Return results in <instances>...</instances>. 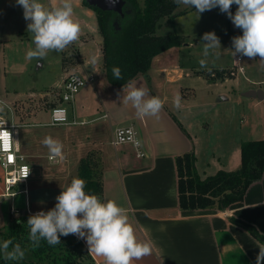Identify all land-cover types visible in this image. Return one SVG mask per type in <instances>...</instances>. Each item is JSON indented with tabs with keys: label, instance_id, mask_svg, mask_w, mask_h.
Listing matches in <instances>:
<instances>
[{
	"label": "crops",
	"instance_id": "obj_1",
	"mask_svg": "<svg viewBox=\"0 0 264 264\" xmlns=\"http://www.w3.org/2000/svg\"><path fill=\"white\" fill-rule=\"evenodd\" d=\"M79 1L80 7L73 8L77 11L73 17L83 20L87 26L90 24L89 28L97 33L92 44L80 45V50L87 55L85 64L98 55L85 52L98 47L102 53V35L95 11ZM54 3L50 8L58 7L61 0H54ZM5 15L0 16V42L6 38L1 33L11 31V22L13 24L17 14ZM17 18L21 23L12 31L18 38L25 34V29L21 28L29 22L22 13ZM198 36L155 55L147 72L131 80L138 87H145L150 97L162 100L163 108L157 116L140 119L131 103L122 102L124 86L112 85L106 72H97L96 76L85 67V72L95 79L86 82L69 105L71 117L76 120L71 125L76 126L58 141L67 145L68 148L62 144L63 154L65 152L70 165L58 174L48 172L38 176L40 142L32 138L33 132L29 128L23 130V136L18 129V125L25 124L24 120L27 122L24 126H30L27 118L37 113V101L33 104L22 100L29 108L25 117L22 115L23 122L17 124L20 115L11 108L15 98L9 100L4 86L0 94L1 105L11 108V121L17 124L19 148L33 172L25 184L15 186L14 194L7 195L0 166V228L7 225L12 216L52 209L56 200L31 201L29 191L27 193L23 187L30 190L41 185L67 186L69 177H73L72 171L76 173L77 161L95 151L101 169L102 192L98 197L102 201L114 200L126 209L137 238L152 245L151 253L133 264H256L258 247L264 244L229 217L251 222L264 233V172L260 179L250 183L242 200L227 207L185 209L178 202L176 155L194 150L195 165L204 177L219 169L238 168L241 142L264 139V87L260 85L264 84V79L254 68V64L259 65L260 58L253 61L242 57L240 64L245 71L232 77L224 71L234 66L236 59L230 56V50L221 47L217 50L219 59L209 56L207 69H200L198 61L204 57ZM82 64L78 63L76 68L80 69ZM216 72L223 75L218 77ZM196 89L206 91L204 98L198 97ZM251 89L262 90L263 96L247 93ZM177 95L180 97L179 108L174 106ZM46 111L49 112V108ZM119 125L135 128L139 147L131 142L112 145L111 139ZM81 241L88 249L86 241ZM91 256L96 264H105L103 257Z\"/></svg>",
	"mask_w": 264,
	"mask_h": 264
},
{
	"label": "clouds",
	"instance_id": "obj_2",
	"mask_svg": "<svg viewBox=\"0 0 264 264\" xmlns=\"http://www.w3.org/2000/svg\"><path fill=\"white\" fill-rule=\"evenodd\" d=\"M109 2L114 4L118 0ZM174 3L194 8L198 14L219 8L243 33L232 38L233 57L239 55L252 60L259 57L260 63L264 64V0H174ZM16 4L23 8L24 19L29 22L26 30L35 46L27 51L26 60H44L49 51L61 52L79 39L81 28L73 19L72 0H61L59 7L47 9L40 0H16ZM233 5L237 6L235 14L231 11ZM201 44L204 58L198 64L200 69H207L209 56L219 59L220 38L215 32H206ZM112 73L116 80L123 79L119 67H113ZM123 93V104L131 103L140 119L157 116L163 108L159 97H150L145 87H138L134 82L124 85ZM174 106L180 107L178 95L174 97ZM4 107L6 105L0 106V111ZM118 132L120 140L114 142L117 146L123 139V130ZM5 135L11 136L4 130L0 132V139ZM129 139H132L131 135ZM42 143L49 151V159L62 157L60 141L47 136ZM134 143L139 147L140 141ZM61 189L52 209L39 211L27 220L28 238L34 248L39 247L42 240L55 246L61 243V236L76 235L86 241L89 254L103 257L105 264H133L151 253V243L137 238L126 209L114 200L102 201L97 195L86 193L85 181L80 178H73ZM258 248L256 264H264V245ZM0 254L5 260L15 261L23 259L25 252L19 243L13 245L12 240H5L0 242Z\"/></svg>",
	"mask_w": 264,
	"mask_h": 264
},
{
	"label": "trees",
	"instance_id": "obj_3",
	"mask_svg": "<svg viewBox=\"0 0 264 264\" xmlns=\"http://www.w3.org/2000/svg\"><path fill=\"white\" fill-rule=\"evenodd\" d=\"M121 10L105 9L83 0V4L95 11L97 25L102 35L101 50L103 69L112 85L124 86L140 73H146L152 58L170 46L178 45L181 34L170 31L159 33L165 21L176 15L174 0H122ZM113 67L121 69L123 79L116 80ZM230 74V70L224 71ZM218 77L223 74L216 72ZM59 95V93H58ZM58 103V101H57ZM56 104V103H54ZM194 150L175 156L177 167L178 202L181 208H206L217 205L224 208L243 199L252 181L260 179L264 172V139H248L241 142V165L236 169H219L202 177L195 165ZM98 155L90 151L82 156L77 166V177L85 181L88 194L102 192ZM35 213L24 212L10 217L7 226L0 228V242L12 240L19 243L25 255L21 260H5L0 254V264H96L86 245L75 235L61 236V243L49 246L42 240L34 248L29 240L27 220ZM229 220L241 225L264 244V233L256 225L235 216ZM10 245L9 250H11Z\"/></svg>",
	"mask_w": 264,
	"mask_h": 264
},
{
	"label": "rangeland",
	"instance_id": "obj_4",
	"mask_svg": "<svg viewBox=\"0 0 264 264\" xmlns=\"http://www.w3.org/2000/svg\"><path fill=\"white\" fill-rule=\"evenodd\" d=\"M142 1L143 0H140V2ZM40 2L46 9L55 4L54 0H40ZM72 3L73 8L80 7L77 0H72ZM79 4L84 7H88L83 4V0H80ZM59 6L60 4L58 7ZM73 10V13L77 12L75 9ZM236 10L237 6L233 5L231 9L233 14H235ZM176 11L174 19L172 21H165L159 28V33H169L170 31H174L182 34L180 43L178 44L180 45L181 42L189 41L192 36L199 35L198 37L201 40L206 32H215L220 38L221 47H223V49L230 50V56H232L231 51H234L232 48V38L236 36L237 31L239 32L238 36L243 33L240 29L234 26L226 13H221L219 8H215L202 14H198L196 13V9L184 5H177ZM14 13L17 15L16 18L14 17L16 20H14L13 24L11 22V31L1 33L6 38L3 42H0V94L3 92L2 90L5 86L4 92L8 94L7 96L9 100L15 98L11 103V108L15 113L20 115L18 117L19 120H16L17 124L23 122L25 119L23 116L29 108V105L27 103L24 105L23 101L31 103H36L37 101V113L32 114L30 118H27V121L30 122L29 125L33 127L24 126L27 123L24 120V125H18L20 135L23 136V130L29 128L28 130L33 132L32 138L37 139L38 142H40V147H38V159L40 161V165L38 170H36L38 176L41 177L42 175H46L48 172H55L58 174L60 170L61 172H65L70 165L66 161L65 152L62 154V157L58 158L57 161H52L49 159V151L42 141L47 136H51L56 140L63 138L68 134V132H70V128H74L76 125H51L49 123L50 112L46 110H48V108H50L54 103H57L58 93L53 89V87L56 86L58 80H60V78L68 71L77 70V72L86 74L87 72H85L84 68L89 67L92 73H95L96 76L98 75L97 72H105L103 69L104 55L100 52L98 47H95L93 51H87L88 53L85 52L88 55H92L95 52L98 54L94 58L95 63H93L92 59L89 63L84 64V57L87 55L80 50V45L92 44V40H94L97 33L95 30L93 31L89 28L90 24L87 26L83 20L78 21L75 19L76 17H73V19L78 21L80 24L81 31L79 39L67 46L61 52L49 51L44 60L38 61L33 59L29 61L25 59L26 53L29 49H32L35 46L32 43L31 34H29L26 30L27 24H24L25 28H21L25 29V34H22V36H19L18 38L13 36L14 32L12 31L13 29L18 28L17 26L21 23V20L17 17L19 16V13L23 14V8L17 6L16 0H0V16H6L5 14H11L10 16H12ZM94 19L96 18L94 17ZM94 21L96 23V20ZM85 37H89V39H86ZM199 45L201 46L200 48H202L201 42ZM183 51L186 52L185 54H189L185 49H183ZM81 62H83V64L80 66V69L76 68L77 64H81ZM257 63L260 66L254 64L255 71H257L259 77H262L261 79H264V65L261 64L260 61H257ZM231 69H234L233 65L229 67V70ZM231 75H233L232 77H235L239 75V72ZM231 81L233 83V79H231ZM260 85L261 87H264V84L261 83ZM195 92L201 99L206 95L205 90L196 89ZM30 98L31 101L29 100ZM1 106H3V104ZM11 108L6 105L4 110L0 111V113H3L9 121L12 119ZM236 109L239 110V107H236ZM70 116H72V114H70ZM61 143L63 144V142ZM63 145L68 148L65 143ZM97 155L98 154H96V156ZM78 161L75 166L76 173L78 171ZM59 164L61 169L59 168ZM76 173H73L72 171L73 177H69V184L73 178H78Z\"/></svg>",
	"mask_w": 264,
	"mask_h": 264
},
{
	"label": "built area",
	"instance_id": "obj_5",
	"mask_svg": "<svg viewBox=\"0 0 264 264\" xmlns=\"http://www.w3.org/2000/svg\"><path fill=\"white\" fill-rule=\"evenodd\" d=\"M235 59L241 62L242 56L238 55ZM233 67L234 69L230 70L231 74H236V72L244 73L245 71L243 65L237 63L236 61ZM94 79L95 77L93 75L89 73L82 74L76 70L67 72L60 78V80H58L56 86L53 87V89L59 93L58 103L53 104L49 108V123L51 125L76 123L74 117L72 118L70 116L71 111L69 109V105L75 100L78 93L77 91L86 82H93ZM115 129L116 130L111 139L113 146H116V143L114 142L120 140L118 130H123V139L119 144L125 142L134 143L135 141H138L135 134V128H133L132 125H119ZM4 130L8 131L11 136L9 137L8 135H5L3 139H0V166L3 170L4 193L11 195L15 193V186L19 183L25 184L32 175L33 171L25 159L24 153L21 152L19 148L18 132L16 131L17 124L13 121H9L3 113H0V132H4ZM129 130H131V132H129ZM130 135L132 139H129ZM57 160L58 158L52 161ZM23 190L27 193L29 191L26 186L23 187Z\"/></svg>",
	"mask_w": 264,
	"mask_h": 264
},
{
	"label": "water",
	"instance_id": "obj_6",
	"mask_svg": "<svg viewBox=\"0 0 264 264\" xmlns=\"http://www.w3.org/2000/svg\"><path fill=\"white\" fill-rule=\"evenodd\" d=\"M90 4H96L102 8L105 9H117V10H121V6L123 1L122 0H118V2L116 3H110L109 0H88ZM247 93H251L256 95L257 93H259V96H263L262 90H247ZM61 187L64 186H60V188H56V187H49V186H44L41 185L39 187H32L29 190V197L31 201H42V200H56V197L61 193L62 189Z\"/></svg>",
	"mask_w": 264,
	"mask_h": 264
}]
</instances>
